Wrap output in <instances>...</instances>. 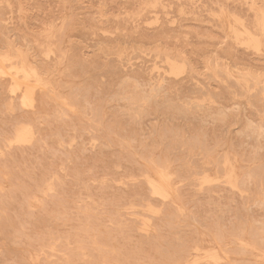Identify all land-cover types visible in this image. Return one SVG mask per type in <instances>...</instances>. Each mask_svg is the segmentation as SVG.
Instances as JSON below:
<instances>
[{"label":"rangeland","instance_id":"374dc122","mask_svg":"<svg viewBox=\"0 0 264 264\" xmlns=\"http://www.w3.org/2000/svg\"><path fill=\"white\" fill-rule=\"evenodd\" d=\"M0 79V264H264V0H0Z\"/></svg>","mask_w":264,"mask_h":264},{"label":"bare ground","instance_id":"6f19581e","mask_svg":"<svg viewBox=\"0 0 264 264\" xmlns=\"http://www.w3.org/2000/svg\"><path fill=\"white\" fill-rule=\"evenodd\" d=\"M260 43V42H259ZM7 48H9V46L7 47ZM7 50V49H6ZM19 50V49H18ZM21 50V49H20ZM23 50V49H22ZM21 50V51H22ZM12 51H14L13 49H12ZM4 52V51H3ZM5 52H8V51H5ZM12 53H14V52H12ZM16 53V52H15ZM14 53V55H16ZM24 53V52H23ZM22 53V54H23ZM29 53V52H28ZM9 54H11V53H9ZM24 55V54H23ZM27 55V54H26ZM25 55V56H26ZM17 56V55H16ZM22 56V55H21ZM13 57H15V56H13ZM16 58V57H15ZM27 58V57H26ZM37 59V58H36ZM23 60V59H22ZM40 60V59H39ZM13 61H15V60H13ZM13 61H12V65H13ZM16 63H17V61H16ZM32 64H33V62H31ZM44 63V62H43ZM15 64V63H14ZM18 64V63H17ZM41 64V63H40ZM4 65V64H3ZM6 65V64H5ZM8 65V64H7ZM35 65V64H34ZM48 65V64H47ZM6 67V66H5ZM46 69V68H45ZM8 70V69H7ZM38 70H40V69H38ZM35 71H36V69H35ZM37 72V71H36ZM39 72V71H38ZM12 73V72H11ZM30 73V72H29ZM38 74V73H37ZM43 74H45V72L43 73ZM42 74V75H43ZM11 75H13L12 76V79L15 81V84L17 85V87H15V89L17 90H20V92L22 93V95H24V96H26V98H27V96L28 97H31L32 96V91H30L29 90V85H28V83H27V79H26V76H27V73L25 72V70H24V68L22 67V64L21 63H19L18 65H17V69L14 71V73L13 74H11ZM40 75V74H39ZM8 78H9V76H7ZM6 77V78H7ZM3 78V77H2ZM1 78V79H2ZM6 78H4V79H6ZM1 79H0V81H1ZM3 79V80H4ZM12 81V80H11ZM13 81V82H14ZM255 81H256V79H255ZM5 82V81H4ZM9 85V83H7V86ZM4 86V85H3ZM38 87V86H37ZM37 90V89H36ZM43 90V89H42ZM42 90H40V91H42ZM45 90H48V87H47V89H45ZM50 91V90H49ZM33 92H35V89H34V91ZM38 92V91H37ZM37 92H35V94L37 93ZM43 92V91H42ZM42 92H40L41 94H42ZM46 92V91H45ZM2 93V92H1ZM0 93V94H1ZM40 93H38V94H40ZM47 93H49V92H47ZM15 94H17V93H15ZM20 94V93H19ZM19 94H17V95H19ZM21 95V94H20ZM44 96V95H43ZM46 96V95H45ZM44 96V97H45ZM13 97H15V96H13ZM19 97V96H18ZM35 96H34V93H33V97L32 98H34ZM37 97V96H36ZM35 97V98H36ZM12 98V97H11ZM19 99V98H18ZM28 99V98H27ZM36 99H34V101H35ZM21 103V102H20ZM36 104V103H35ZM34 106V104L32 105V107ZM35 107V106H34ZM29 109V108H28ZM33 109H35V108H33ZM31 111V110H30ZM35 113V112H34ZM33 114V113H32ZM31 114V115H32ZM23 116V115H22ZM33 117H36V115H34ZM32 120V119H31ZM30 125V124H29ZM32 129V128H31ZM34 132V131H33ZM26 141V140H25ZM158 174V173H157ZM159 176V175H158ZM167 179V178H166ZM148 187V186H147ZM149 188V187H148ZM154 194V193H153ZM163 202H164V200H162ZM167 202V201H166ZM49 243L50 242H48V245H49ZM183 243V242H182ZM47 244V243H46ZM45 244V245H46ZM44 245V244H43ZM180 245V244H179ZM181 245H183V244H181ZM51 246V245H50ZM186 246V245H185ZM184 246V247H185ZM45 247V246H44ZM46 247H48L49 248V246H46ZM184 247H181L182 249L184 248ZM45 249H47V248H45ZM55 249V248H54ZM180 250V249H179ZM44 251V250H43ZM47 251V250H46ZM49 251V250H48ZM52 253H53V251H52ZM90 253V252H89ZM44 254H46L45 253V251H44ZM95 254H96V252H95ZM47 255V254H46ZM80 255V254H79ZM90 255H91V253H90ZM89 255V256H90ZM97 255V254H96ZM49 256V255H48ZM52 256V255H51ZM81 256V255H80ZM98 256H99V254H98ZM47 257V256H46ZM50 257V256H49ZM82 257H84V256H81V258ZM87 257V256H86ZM86 257H85V259H86ZM93 257V256H92ZM91 257V258H92ZM40 258V257H39ZM38 258V259H39ZM41 258H43V257H41ZM68 258V257H67ZM67 258H65V259H67ZM79 258V257H78ZM97 258V257H96ZM45 259V258H44ZM49 259V258H48ZM62 259V258H61ZM69 259V258H68ZM82 259H84V258H82ZM87 259H88V257H87ZM86 259V260H87ZM93 259V258H92ZM100 259H101V257H100ZM79 260H80V258H79ZM96 260H98V259H96ZM46 261V260H45ZM89 261H90V258H89ZM93 261V260H92ZM92 261H90L92 264H94ZM98 261H100V260H98ZM39 262V261H38ZM43 262V261H42ZM46 262H48V261H46ZM60 262V261H59ZM64 262V261H63ZM67 262H69L68 260H67ZM66 262V263H67ZM83 262V261H82ZM85 262V261H84ZM87 262H88V260H87ZM51 263V262H50ZM62 263V262H61ZM60 263V264H61ZM174 263V262H173ZM52 264V263H51ZM71 264V263H70ZM85 264V263H84ZM86 264H88V263H86Z\"/></svg>","mask_w":264,"mask_h":264}]
</instances>
